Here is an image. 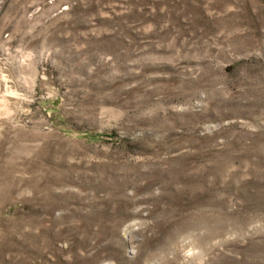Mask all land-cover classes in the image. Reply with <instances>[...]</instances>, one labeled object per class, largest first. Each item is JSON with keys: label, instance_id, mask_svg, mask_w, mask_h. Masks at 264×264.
<instances>
[{"label": "rangeland", "instance_id": "rangeland-1", "mask_svg": "<svg viewBox=\"0 0 264 264\" xmlns=\"http://www.w3.org/2000/svg\"><path fill=\"white\" fill-rule=\"evenodd\" d=\"M0 264H264V0H0Z\"/></svg>", "mask_w": 264, "mask_h": 264}]
</instances>
